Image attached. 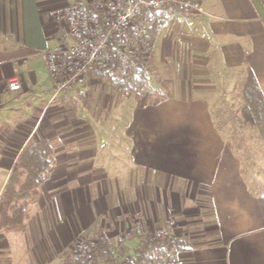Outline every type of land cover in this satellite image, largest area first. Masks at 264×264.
I'll list each match as a JSON object with an SVG mask.
<instances>
[{
    "label": "crops",
    "instance_id": "obj_1",
    "mask_svg": "<svg viewBox=\"0 0 264 264\" xmlns=\"http://www.w3.org/2000/svg\"><path fill=\"white\" fill-rule=\"evenodd\" d=\"M66 1L0 0V203L25 144L53 149L22 227L0 220V264H51L76 235L164 224L183 240L184 264H264L261 0H198L202 13H171L154 33L147 84L128 93L92 70L55 90L42 52L71 40L47 10ZM232 92L242 125L225 130L220 100Z\"/></svg>",
    "mask_w": 264,
    "mask_h": 264
},
{
    "label": "built area",
    "instance_id": "obj_2",
    "mask_svg": "<svg viewBox=\"0 0 264 264\" xmlns=\"http://www.w3.org/2000/svg\"><path fill=\"white\" fill-rule=\"evenodd\" d=\"M177 10L203 12L198 0H69L49 8L47 16L64 23L71 40L42 52L55 90L73 85L87 71L108 68L113 59L120 78L137 74L150 58L153 31ZM143 11L147 14L142 18ZM8 88L18 90V79L12 78ZM137 233L152 244L166 242L138 264H184L179 236L164 225L76 235L68 246L70 263L132 264Z\"/></svg>",
    "mask_w": 264,
    "mask_h": 264
},
{
    "label": "trees",
    "instance_id": "obj_3",
    "mask_svg": "<svg viewBox=\"0 0 264 264\" xmlns=\"http://www.w3.org/2000/svg\"><path fill=\"white\" fill-rule=\"evenodd\" d=\"M264 6V0H261ZM147 11H143L142 18L146 16ZM141 18V20H142ZM140 20V21H141ZM156 29L153 31V36ZM149 61L146 62L143 68L127 78H120L115 60L113 59L104 70L92 69L95 75L101 76L108 80L111 84L119 87L124 92H132L142 90L147 84L144 74ZM257 86L252 77H248L243 95L247 99L246 106L242 108V113L246 121L253 119V113L256 114L257 107L252 106L255 104L252 99L258 96ZM53 159V149L48 140L28 141L21 153L18 156L17 166L11 171L7 182L4 186L1 203H0V220L2 226L9 229H20L23 224L26 205L35 197L37 190L47 173L50 170ZM23 198L22 203H17L18 197ZM165 225V224H164ZM166 226V225H165ZM171 228L170 226H167ZM144 233L134 234V247H133V262L138 264L145 260L148 256L161 251L166 242L158 244L149 243L143 238ZM178 243L183 246V240L180 239ZM66 264H69L67 262Z\"/></svg>",
    "mask_w": 264,
    "mask_h": 264
},
{
    "label": "rangeland",
    "instance_id": "obj_4",
    "mask_svg": "<svg viewBox=\"0 0 264 264\" xmlns=\"http://www.w3.org/2000/svg\"><path fill=\"white\" fill-rule=\"evenodd\" d=\"M233 96L237 97V93L232 92L231 96H229L227 100L224 99L225 98L224 96H221V100H220L221 106L219 107V110L221 112V116H223V118L225 119V122H224L225 130L226 129H230V130L236 129V128L240 127V125H242V124H240L241 123V118H240V113H239L240 107L236 106V102H238L237 99L235 98L236 101L231 100V103H230V101H228V100H230V98L233 99ZM104 157H106L108 159L109 163H115V162L121 161V158H119V157L114 158L110 154H109V156H104ZM172 191L177 192L174 189H172ZM205 214H207V216H208L207 217L208 222L212 221V216H211L210 211L207 210L205 212ZM132 226L137 227V228L140 227L139 225H132ZM161 226H163V225H161ZM166 226H169V225H166ZM102 232H105V231H102ZM68 249H69V247L63 252L64 254L62 256V259L57 260L55 262H52L51 264H66L67 262H69V264H71L70 263V257L68 256Z\"/></svg>",
    "mask_w": 264,
    "mask_h": 264
}]
</instances>
